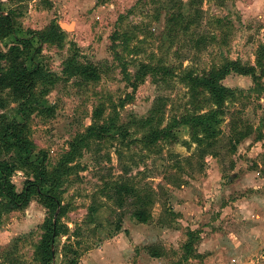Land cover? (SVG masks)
Listing matches in <instances>:
<instances>
[{
    "label": "rangeland",
    "instance_id": "374dc122",
    "mask_svg": "<svg viewBox=\"0 0 264 264\" xmlns=\"http://www.w3.org/2000/svg\"><path fill=\"white\" fill-rule=\"evenodd\" d=\"M177 1L184 11L190 5V0ZM167 5L169 0H0L4 13L12 8L16 13V34L0 51L17 37L51 26L61 31L41 44L34 39L41 46L35 60L50 74L48 82H37L40 107L27 120L35 154L44 151L49 167L56 166L98 111L101 121L112 117L130 133L129 146L113 133L84 150L79 159L84 170L65 182L63 221L71 235L57 238L56 264L62 262L63 245L77 241L79 264H264V0H203L201 22L192 28L194 37L206 36L201 47L182 31L170 32ZM72 57L94 66L99 78L69 76L65 65ZM228 61L252 67L255 75L231 70L221 80L235 96L216 125L221 133L214 152L196 149L187 124L175 128L177 140L145 148L141 138L149 126L144 121L156 127L162 118L163 126L214 106L209 91L193 88L192 78ZM143 65L146 74L134 87ZM3 97L6 107L0 113L15 117L19 102L0 92ZM236 119L250 134L233 149ZM122 177L155 189L150 222L136 220L130 205L120 208L108 199L105 182ZM27 179L24 170L12 177L18 191ZM93 204L97 211L91 219ZM48 214L33 197L26 207L0 215L1 264L38 263ZM150 246L163 255L151 256Z\"/></svg>",
    "mask_w": 264,
    "mask_h": 264
},
{
    "label": "trees",
    "instance_id": "16d2710c",
    "mask_svg": "<svg viewBox=\"0 0 264 264\" xmlns=\"http://www.w3.org/2000/svg\"><path fill=\"white\" fill-rule=\"evenodd\" d=\"M48 3V7L52 6L51 1ZM202 3L203 0H190L186 11L182 10L183 3L178 5L177 0H169V5H167L172 10L168 19V23L173 24L170 32L182 31L183 34L189 36L190 41L195 42L196 47H201L206 43V36L194 37L195 33L192 30L193 26L198 27L201 22ZM15 14L13 8L6 13L0 8V39L16 34ZM59 29L58 26H51L48 30L33 33L29 37H17L7 51L0 52V92H6L10 98H8L9 101L19 102L18 114L15 117L10 118L7 113H0V215L26 207L33 197H37L39 202L47 208L49 214L43 223L42 237L36 250L37 264H56L57 238L70 234V227L63 221V217L68 212V206L63 202L64 190L62 188L65 182L71 181L73 175H79V171L84 170L85 167L79 161L84 150L91 148L93 144L100 145L99 140L109 138L113 133H117L121 140L129 146L128 129L122 125L118 126L116 119L112 117L101 121V112L98 111L94 114V121L85 133L78 135L70 142V148L56 166L49 167L47 154L44 151L35 154L34 141L28 135L27 120L30 113L37 110V106L40 107L39 100L34 95L36 84L40 79L48 82L50 74L35 60V55L41 51V46L38 42L36 45L34 39L38 37L39 44L50 41L51 32L60 34ZM145 67L146 65H143L138 72L134 87L143 81V76L146 74ZM231 70L253 77L255 75L252 67L242 66L238 61H228L220 70L210 71L207 76L193 77V88L209 91V101L214 106L203 113L188 112L181 119H174L163 126L159 125L164 122L162 118L158 119L156 127H153L151 120L144 121V127L149 126V128L141 138L143 146L152 150L154 144L162 139L177 140L175 128L187 124L191 129L192 140L197 143L196 149L205 154L214 152L217 136L221 133V129H217L216 125L227 114L226 102L235 96L230 88L221 83V80ZM65 71L69 76L78 75L85 80L99 78L94 66L80 64L75 57L66 62ZM0 107H6L4 97L0 98ZM41 108L47 107L42 104ZM199 109L201 106L195 110ZM240 121L239 119L233 121L232 130L235 131L234 138H232L233 149L250 134L249 127L240 129ZM261 137L262 134L259 135V138ZM119 152L123 155L121 151ZM18 170H24L28 177L21 191L16 189L12 180ZM124 170L128 172L129 169L125 167ZM105 187L108 199L120 208L130 205L131 213L136 220L143 223L152 220V208L157 198L153 187L139 183L134 177H122L116 181L105 182ZM96 211L97 207L94 204L91 205V219ZM120 225L118 222V229L121 228ZM80 245L79 241L75 246L70 242L65 243L62 247L63 259L59 264H79L82 255ZM186 246L191 248V242H188ZM147 249L153 257L163 255L157 247L150 246ZM16 261L17 259L8 260L12 264H17Z\"/></svg>",
    "mask_w": 264,
    "mask_h": 264
},
{
    "label": "crops",
    "instance_id": "0c3cea01",
    "mask_svg": "<svg viewBox=\"0 0 264 264\" xmlns=\"http://www.w3.org/2000/svg\"><path fill=\"white\" fill-rule=\"evenodd\" d=\"M7 38H8V37H7ZM7 38H5V39H7ZM21 38H22V37H21ZM5 39H0V46H2V45H3V42H4V40H5ZM13 43H14V42H13ZM13 43H11V44H10V46H11ZM10 46H9V47H10ZM9 47H8V48H9ZM8 48H7V49H5V50H1V51H7V50H8ZM3 49H4V48H3ZM1 51H0V52H1ZM262 257L264 258V256H262ZM249 264H250V263H249ZM253 264H255V263H253Z\"/></svg>",
    "mask_w": 264,
    "mask_h": 264
}]
</instances>
